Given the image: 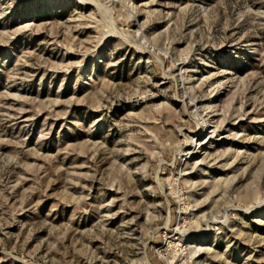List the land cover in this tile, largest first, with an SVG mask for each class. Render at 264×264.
<instances>
[{
	"label": "rangeland",
	"instance_id": "rangeland-1",
	"mask_svg": "<svg viewBox=\"0 0 264 264\" xmlns=\"http://www.w3.org/2000/svg\"><path fill=\"white\" fill-rule=\"evenodd\" d=\"M144 258L264 264V0H0V264Z\"/></svg>",
	"mask_w": 264,
	"mask_h": 264
},
{
	"label": "bare ground",
	"instance_id": "bare-ground-1",
	"mask_svg": "<svg viewBox=\"0 0 264 264\" xmlns=\"http://www.w3.org/2000/svg\"><path fill=\"white\" fill-rule=\"evenodd\" d=\"M87 1L89 2V0H87ZM207 132H208V130H205V132H204L203 129H200V130L196 133V135H200V134H202V133H207ZM185 150L188 151V152H190V153H191V151H193V146H192V144H191L190 142H187V144L185 145ZM144 261H145L147 264H149L148 261L146 260V258H144Z\"/></svg>",
	"mask_w": 264,
	"mask_h": 264
}]
</instances>
